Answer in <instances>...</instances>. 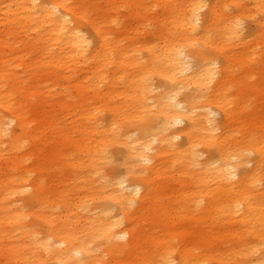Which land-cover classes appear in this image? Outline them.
I'll return each instance as SVG.
<instances>
[{
  "label": "rangeland",
  "instance_id": "obj_1",
  "mask_svg": "<svg viewBox=\"0 0 264 264\" xmlns=\"http://www.w3.org/2000/svg\"><path fill=\"white\" fill-rule=\"evenodd\" d=\"M26 2L0 0V122H6L7 133L0 139V169L9 165L5 170L8 176L0 173V185H4L0 187V264H13L12 248L27 249L23 251V260L15 261V264H42L39 259L44 256L43 252L30 246L36 240L48 237L51 223L63 224L59 217L64 219L65 214L72 231L80 235L85 217H94L98 207L120 213L119 207L107 196L110 186L102 188L106 183L101 181L102 177H110L107 183L126 177L129 183L145 184L147 172L142 165L137 171L132 170L131 175H125L127 154L122 139L145 142L146 132L139 129L138 124L147 118L153 121L155 130L161 125L163 117L158 110L166 104V94L176 93L172 100L175 104L182 101L186 107L185 101L189 98V104L200 105L201 121L211 112V125L216 126L215 132L220 135L222 145L217 142L209 152L211 149L206 144H199L201 139L196 138L194 149L199 152L200 163L207 161L210 155L213 161L219 160L215 149L219 150L218 146L225 143L226 149L232 151L235 146L253 148L249 146L264 141V8L260 2L38 0L36 4L41 9L37 14H31L34 20L30 23L22 19L21 5ZM199 2L206 5L201 9L204 12L202 25H186L185 11ZM42 3L49 7V15L43 11ZM63 17L70 21L74 31L89 40L87 50L70 52L68 40L65 41L63 36L65 33L50 32L52 26L46 19L52 21ZM228 19H240L241 30L230 35L225 33L222 26ZM210 22L209 32L202 30ZM202 33L204 39L200 38ZM212 37L218 46L209 45ZM171 48H174L173 54L179 49L185 50L187 57L183 59L195 70L197 65L205 63L203 53L218 54L211 66L216 72V80L221 81L219 90L216 91L213 82L203 88L183 85L185 80L181 78L172 85L169 77L161 75L164 53ZM191 51L195 53L194 57L189 54ZM100 80L102 82L98 83ZM210 99L212 105L208 104ZM9 104L19 115V120H13L11 109L4 107ZM176 107L175 110H179V106ZM189 123L188 120L172 123L167 133H183ZM117 131H121V138L116 136ZM153 137L149 134L148 139L155 148L150 154L160 146V141ZM183 140L179 136L169 147L174 148ZM245 154L246 163L238 167L242 174H248L257 158L256 150H247ZM177 156L172 159L174 161L168 159L172 170L179 167ZM197 166L200 168L202 164ZM188 169L181 178L192 181L191 185L174 183L172 187L176 190L170 188L174 191L168 190L163 200H171L184 188L189 190L188 193L200 191V180L196 173L192 174L195 168L188 166ZM30 170L35 171L32 181L40 180L46 188V198L41 199L40 190L32 188L14 194L5 188L12 178L9 175L21 176ZM166 181L171 182V179L166 178ZM249 185L246 187L248 198L263 200L264 166L255 182L251 181ZM212 187L209 184V188ZM154 188L155 185L148 188L149 195ZM208 199L209 196L204 197L201 208ZM66 203L74 204L72 210H66ZM136 206L137 203H132L131 210ZM176 206L177 202L172 201V209ZM222 215L218 212L213 226L224 231L228 240L222 250L217 248L212 256L214 260L207 264L236 262L233 250L243 244L232 234L234 230L240 231L250 245L256 243V248H250L243 255L244 259L264 264L261 260L264 222L254 213H250L248 223L237 215L231 218ZM210 221L201 224L189 216L184 228L191 231L194 226L199 230L206 228ZM164 229L162 224L158 228L159 231ZM182 241L181 238L174 239L176 248L172 256L176 258V264L180 263ZM188 241L189 253H193L183 264L194 263V256L204 254L211 245L217 247L213 239L205 242L191 236ZM88 246L100 258L96 264L124 260L130 252L125 249L111 252L101 237ZM152 253L157 251L152 249Z\"/></svg>",
  "mask_w": 264,
  "mask_h": 264
},
{
  "label": "bare ground",
  "instance_id": "obj_2",
  "mask_svg": "<svg viewBox=\"0 0 264 264\" xmlns=\"http://www.w3.org/2000/svg\"><path fill=\"white\" fill-rule=\"evenodd\" d=\"M37 1L27 0L25 4L21 5L22 19L25 22H32L34 18L31 14H37V10L41 9L37 6ZM258 2L264 8V0H256L257 4ZM205 6V4L199 2V5L197 3V5H192L187 9L185 11L188 17L186 25L192 23V27H194L196 24H201L204 20V12H201V9ZM42 8L49 15V7L42 3ZM210 14L213 15V13ZM39 17L41 20V16ZM46 21L52 26L50 30L52 34L65 33L63 36H65V41L68 40L70 52H74L76 49L87 50L86 47L89 45V40L79 31H74V28L70 27V21L67 18L63 17L52 21L49 18ZM211 24V22L206 24L202 30L209 32L208 29ZM240 26V19H228L222 28L225 33L230 35L235 31H240ZM200 38L204 39V33L200 34ZM188 45H191V43ZM209 45L212 47L218 46L213 37ZM167 50L164 53L166 55L162 61V74H160L164 77H169L172 85L177 84L180 80L179 78H181L185 80L183 85L193 84L203 88L208 83L213 82L215 83L216 91L219 90L221 81L219 79L216 80L214 75L216 72L213 71L211 66L213 59H216L215 55L217 56L218 54L211 51L203 53L205 63L203 66L197 65L195 70L188 61L183 59L187 57L185 50L179 49L174 54V48L168 50V53ZM189 54L192 57L195 56L193 51L189 52ZM101 82L102 80L98 83ZM165 97L166 104L164 106L161 105L162 108L158 110V114L163 117L161 125H158L155 130L153 121L147 118H143L138 124V128L146 132L144 135V137L146 136L145 142L142 143L139 139H130L129 141L125 137L122 139L126 146L127 154V160L124 165L125 175H131L132 170L137 171L139 165H142L143 170L148 173L144 176L145 184L129 183L126 177L113 179L114 181L107 183V181H110L108 180L110 177H102L101 181L107 183H104L102 188L107 185L110 186V192L107 196L119 207L120 213H114L109 208L98 207V212L93 215L94 217H85L82 229H80V235L72 231L73 227L67 219V214H65L66 218L64 219L59 217L63 224L51 223V233L48 237L42 241L36 240L33 246L28 244L32 249H39L40 252H43L44 256L39 259L42 264H96L100 258L93 254L90 250L91 246L88 245L97 237L104 238L111 252H119L123 249L130 251L126 259H114L110 264H176V258H174V255L172 256L176 248L174 239L180 240L181 238L183 240L181 243L182 248L180 249L181 259L178 264H183V261H186L188 257H192V254H190L192 251L189 253L191 246L190 241H188L191 236L194 239H203L205 242L211 239L216 242L217 247L211 245V248L208 247L204 254L201 253V255L195 256L193 254L196 261L192 264H207L209 261L214 260L212 256L214 252H217V248L220 247V250H222L228 240L224 231L217 230L213 226L218 217V212L228 218L236 215L240 216V220L245 223L250 221V213H254L257 219L264 222V191L262 192L263 200L261 201H251L246 192V189L248 190L246 187L250 186L249 183L251 181L255 182L258 172L264 166V141L256 146H249L253 148L235 146L236 149L232 151L226 149L227 143H225L224 146H218L219 150L215 149L220 156L219 160L213 161V156L210 155L207 161L200 163L198 161L199 152L196 148L194 149V146L197 145L195 143L196 138L201 139L199 144H206L209 149L214 147L217 142L222 145L220 135H216L217 133L215 132L216 126L211 125L212 119L209 115L211 112L207 113L208 115L206 114L204 121H201L199 115L201 106L196 102L189 104L187 102L189 98H187L185 102L188 105L185 107L182 101H177L176 104L172 101L176 97V93L166 94ZM208 104H213L212 99L208 101ZM176 105L179 106L177 111L175 110L177 108ZM4 107L11 109L13 120H19V115L10 104ZM184 120H188L190 123L183 130V133L174 135L167 133L172 123ZM5 134H7L6 122H0V139H3L2 136ZM149 134H153V138L160 141V146L157 147L154 154L149 153L155 149L151 146L152 140L148 139ZM118 135L121 138V131H117L116 136ZM179 136L183 137L184 140L176 147L170 148V144ZM252 149L256 150L257 153L252 169L248 174L239 173L238 167L246 163L247 155L245 153L247 150ZM211 151L212 149L209 150V152ZM175 155H178L175 159L179 163V167L172 170L167 162L168 159H174ZM234 159H237V161L233 162ZM213 162H216L215 165H212ZM144 164L145 166H143ZM198 164H202V167L198 168ZM188 166L195 168L192 174L196 173L200 180V191L188 193L189 190L184 188L178 191L180 193H177V195H173L171 200H163L168 190H176V188L172 187L174 183L182 182V184L191 185L192 181L181 178V175L184 176L188 172ZM8 168L9 165L4 169H0V173L4 174ZM174 171H178L177 174H172ZM34 172V170H30L27 174L21 176L9 175V178L11 176L12 178L8 181V185L5 188L11 194L21 189L32 188L40 190L41 199L46 198L47 192L46 188L42 186L43 183L40 180L32 181ZM4 175L8 176L7 173ZM166 178H170L171 182H167ZM209 184L213 187L209 188ZM153 185H155L154 191L149 195L148 188L151 189ZM0 187L3 188L4 185L1 184ZM205 196H209V199L205 207L201 208L200 206ZM172 201L177 202V206L174 209L171 207ZM132 203H137L136 208L133 210L130 208ZM73 206L74 204L72 205V203H66V210H72ZM189 216L199 220L201 224H204L206 220L211 221L208 222L206 228L196 230L192 226V230L188 231L185 230L184 224ZM174 219L176 221H173ZM144 223L146 226H144ZM161 224L165 226L163 231L158 230ZM147 226L149 227L145 228ZM232 234L236 235L238 242L243 244V247L233 250L235 252L234 258L236 259L233 264H259L256 261L251 263L243 257L247 250L252 247L256 248V243L250 245L244 241V236L238 230H234ZM51 241L52 243H50ZM200 243L202 244V242ZM152 249L156 250L157 253L153 254ZM24 250L27 249H10V252L14 253L13 264H15V261L23 260ZM227 250H230V248ZM218 252L220 254V251ZM216 255L218 256L217 253ZM261 260H264V253Z\"/></svg>",
  "mask_w": 264,
  "mask_h": 264
}]
</instances>
